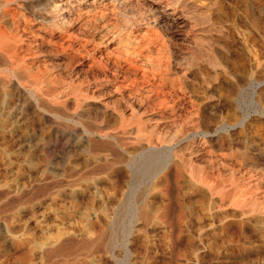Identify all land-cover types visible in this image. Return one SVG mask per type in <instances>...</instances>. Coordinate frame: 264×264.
<instances>
[{"label":"bare ground","instance_id":"1","mask_svg":"<svg viewBox=\"0 0 264 264\" xmlns=\"http://www.w3.org/2000/svg\"><path fill=\"white\" fill-rule=\"evenodd\" d=\"M215 10L214 0H0V115L31 122L16 144L38 174L24 190L61 204L80 189L85 203L59 217L86 224V251L129 255L159 230L169 264H197L185 235L196 217L198 237L240 231L234 251L211 259L264 264V150L245 128L252 110L264 119V80L233 73ZM65 241L46 256L79 249Z\"/></svg>","mask_w":264,"mask_h":264},{"label":"rangeland","instance_id":"2","mask_svg":"<svg viewBox=\"0 0 264 264\" xmlns=\"http://www.w3.org/2000/svg\"><path fill=\"white\" fill-rule=\"evenodd\" d=\"M214 1L216 3L214 18H217V20L226 27V35L224 39L221 40L223 46V52H221V55H223L230 63L233 73H237L236 75L240 76L243 80L249 78L251 75L254 77H260L264 80V0ZM259 62L260 66H258ZM262 86L263 87L259 92L262 94L264 103V83ZM0 117V223L6 225V227L4 225L5 228H0V264H121V262L122 264H137V255L139 251L144 252L148 264H169L168 250L165 242H162L165 240L161 238L162 234L158 232L159 230L157 233L155 232L156 235L152 238L150 242L151 245L148 249H146L145 243H143L145 247H142V243L137 244L134 241H131L129 245L130 247L132 245L134 247H131L132 252L129 255H124L122 253H119V255L118 252H116L113 256L110 253L107 254V252L95 253L90 252L89 250L86 251L85 244L88 239L86 236V224L81 221L64 222L60 218L61 214H59V212H64V214L70 212L76 213L80 206L78 203H82V200L84 201L87 198L86 195L83 193V196L79 189V191L71 196V198L66 197L65 200H67H64V202L60 204L56 201V195H53L52 197H49L47 201H44L40 199L41 197L39 198L36 191L32 193H30L32 190L25 191V187L37 182L38 174L35 170L27 172V170L22 167L21 156L25 154V151L22 153L18 152L20 150L16 141L22 134L25 135L27 131L30 130L31 122H27V126H19L12 122L10 123L5 115H0ZM34 126L37 128L35 123L33 124V127ZM256 127L260 131L256 141L264 150V119L257 118L252 110L248 124L245 128L247 130H254ZM79 198L83 199L79 202ZM83 203H85V201ZM201 223V218L199 220L195 217V220L190 224V229H187V232H185V235H190L191 238H193L194 248H192L194 250L197 249L198 253L200 255L202 254V258H205V260L201 258L202 260L200 259L197 264H219L214 261L213 258L211 259V254L212 257H214L218 253H228L231 250L234 251L236 248L234 249L233 246L236 247L237 244H233V242L238 243L239 239H241V237L238 236L240 231L238 229H233L232 231L235 235L233 234L231 236V231V234L228 235L223 227V229L218 227L209 232L207 231L202 234L201 237H198L197 233L198 229L201 227ZM224 230L226 237L224 236V233L219 237ZM7 237L9 239H7ZM234 238H236V241ZM232 239L234 240L233 242ZM8 240L9 243L7 244ZM20 240L22 242H20ZM62 240H72L71 243L73 242L75 245L77 244L79 249H77L72 243L71 247H74L69 248V246V249L65 248L63 249L64 251L60 250L57 251L59 253L53 252L51 254L52 256H46L47 252L44 250L48 248H50L48 251L57 249ZM49 241H52V243ZM11 242L14 244L17 243L22 247L21 250L17 252V255L14 252H11L13 251L10 247ZM56 242H58V245H55ZM81 246L82 248L84 247V250L80 251ZM180 246L179 248L183 254H186L187 252H190L189 254H191L192 248L190 249L188 244L183 242ZM66 250H68V252ZM43 252L45 256L43 255ZM189 254H186L188 258ZM206 254L208 256H206ZM54 255L55 257L53 258ZM187 256H185V258ZM191 257L192 256L190 255V259L193 261L194 257ZM206 258L209 259L208 263L204 262L206 261ZM193 262H190L189 264H195Z\"/></svg>","mask_w":264,"mask_h":264}]
</instances>
